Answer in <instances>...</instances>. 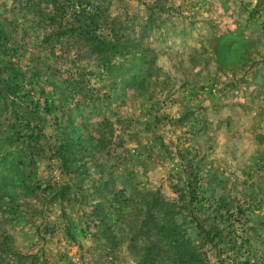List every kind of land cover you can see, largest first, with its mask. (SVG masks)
<instances>
[{"label":"rangeland","instance_id":"1","mask_svg":"<svg viewBox=\"0 0 264 264\" xmlns=\"http://www.w3.org/2000/svg\"><path fill=\"white\" fill-rule=\"evenodd\" d=\"M93 3L128 37L110 65L58 35ZM60 4L0 0V60L16 51L13 95L40 101L43 128L10 166L26 105L0 84V264H138L129 230L154 196L179 202L199 242L198 221L220 224L205 263L264 264V0Z\"/></svg>","mask_w":264,"mask_h":264},{"label":"trees","instance_id":"2","mask_svg":"<svg viewBox=\"0 0 264 264\" xmlns=\"http://www.w3.org/2000/svg\"><path fill=\"white\" fill-rule=\"evenodd\" d=\"M50 1L57 13L63 12L59 7L61 5L60 0ZM111 18L107 10L99 5L95 6V3H93L89 5L88 9L85 8L78 12L67 31L63 32L61 28L57 27L58 35L70 33L90 58L97 56L100 61L110 65L118 57L121 47L127 44L128 38L124 32V23ZM107 30L108 33H106ZM3 35L2 30H0V40ZM15 52L14 55L12 52L10 53L8 61L0 60V84H5L3 90L9 94L8 107L13 106L15 108L16 105L20 104L24 108L26 105L23 117L20 118L15 115L7 126L8 133L11 135V137L9 136V139L12 140L11 143L13 144L14 140H18L19 145L16 149L20 150L19 152H11L16 156V159L11 161L13 164L10 166L21 168L26 164L23 155L28 156L30 154L31 156L30 151L35 150L38 137L43 134V128L40 124L41 118H38L36 113L40 101H35L33 97L31 102L23 96L13 95L15 91L21 90L26 83L25 78H27L20 74V70H22L21 61L16 57ZM3 54H7V52L5 51ZM7 70H10L16 78L5 79L4 81L2 75ZM29 71L33 77L40 74V69L37 67H32ZM12 97V101L9 102ZM28 107L32 111H28ZM61 149H63V146ZM3 154L5 152L2 150L0 153V156H2L0 157L1 164L7 160ZM179 205V202H170L160 196L146 198L142 203L129 230V235H133L131 249L133 248L132 250L136 252L138 264H208V262L205 263L204 253L202 252L203 247L225 243V231L221 229L219 223L206 227L198 221L195 232H197L200 242L191 238L185 228L186 224L191 225V223L187 221L186 217H183L181 212L183 207Z\"/></svg>","mask_w":264,"mask_h":264}]
</instances>
